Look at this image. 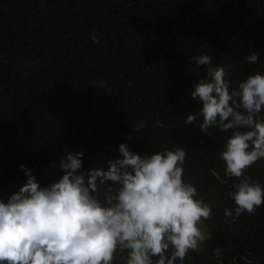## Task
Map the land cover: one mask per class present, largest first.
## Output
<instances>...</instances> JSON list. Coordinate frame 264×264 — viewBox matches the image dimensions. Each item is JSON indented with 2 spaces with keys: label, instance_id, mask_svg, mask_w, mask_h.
Wrapping results in <instances>:
<instances>
[{
  "label": "trees",
  "instance_id": "obj_1",
  "mask_svg": "<svg viewBox=\"0 0 264 264\" xmlns=\"http://www.w3.org/2000/svg\"><path fill=\"white\" fill-rule=\"evenodd\" d=\"M202 55L233 87L264 75V0H0V200L26 182L21 164L46 187L68 153H84L82 171H107L120 144L141 156L182 148L183 180L213 215L211 239L176 264H264V205L235 222L224 215L239 180L220 158L231 130L199 127L191 93L208 65L192 57ZM245 175L264 188V158Z\"/></svg>",
  "mask_w": 264,
  "mask_h": 264
},
{
  "label": "clouds",
  "instance_id": "obj_2",
  "mask_svg": "<svg viewBox=\"0 0 264 264\" xmlns=\"http://www.w3.org/2000/svg\"><path fill=\"white\" fill-rule=\"evenodd\" d=\"M192 59L208 65V80L191 93L203 104L200 129L208 135L210 127L232 132L220 158L226 177L239 180L231 193L236 207L224 212L235 222L264 205V188L245 175L264 158V75H249L233 87L210 56ZM245 60L256 63L259 54ZM196 120L189 114L185 123ZM119 152L123 158L108 161L107 171H82L84 153H68L60 164L63 176L46 187L21 164L26 182L7 202L0 200V264H113L124 253L126 264H176L211 239L203 227L213 215L211 206L196 199V187L183 180L186 150L141 156L120 144Z\"/></svg>",
  "mask_w": 264,
  "mask_h": 264
}]
</instances>
